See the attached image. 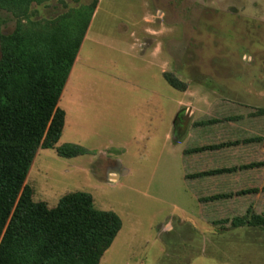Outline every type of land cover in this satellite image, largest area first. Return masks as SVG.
Returning <instances> with one entry per match:
<instances>
[{
  "label": "rangeland",
  "instance_id": "374dc122",
  "mask_svg": "<svg viewBox=\"0 0 264 264\" xmlns=\"http://www.w3.org/2000/svg\"><path fill=\"white\" fill-rule=\"evenodd\" d=\"M93 7L58 105L61 136L37 150L24 182L32 202L53 209L85 193L95 210L114 213L121 229L98 264H264V227L231 225L264 220V172L258 195L203 205L246 186L187 182L199 165L182 166L175 145L185 120L187 146L209 124L264 139V0H45L27 18L0 11V33L36 32L76 13L80 23ZM149 49L151 59L137 56ZM64 146L82 153L59 156Z\"/></svg>",
  "mask_w": 264,
  "mask_h": 264
},
{
  "label": "trees",
  "instance_id": "16d2710c",
  "mask_svg": "<svg viewBox=\"0 0 264 264\" xmlns=\"http://www.w3.org/2000/svg\"><path fill=\"white\" fill-rule=\"evenodd\" d=\"M43 1L0 0V11L27 18L28 7ZM93 11L94 7L80 23L81 13H76L36 27V32L17 26L9 35L0 33V264H98L121 229L120 219L95 210L88 194H67L49 209L43 202H32L24 185L37 150L52 149L61 136L65 114L58 107L59 98ZM238 144L220 143L197 151ZM57 152L62 157L82 153L76 146ZM254 167L258 165L216 169L191 178ZM249 194L251 190L200 201L204 205ZM238 224L264 227V220L252 214L231 222Z\"/></svg>",
  "mask_w": 264,
  "mask_h": 264
},
{
  "label": "crops",
  "instance_id": "0c3cea01",
  "mask_svg": "<svg viewBox=\"0 0 264 264\" xmlns=\"http://www.w3.org/2000/svg\"><path fill=\"white\" fill-rule=\"evenodd\" d=\"M85 40H86V37L79 47L74 63L72 65V68L69 72L65 85L63 87L58 105H60V101L63 100L64 96L67 94L69 84L71 83L72 77L74 75L73 73L77 65L82 61L81 51L83 49ZM131 46L132 47L130 51L132 50V48L137 49L136 47H138L136 44H133ZM150 51L151 50L149 49L148 54H144V55L138 54L137 56L144 57L148 55V57L151 59L152 55ZM187 124H188V120H185V125L183 129L181 130V132H178V135H181V137L184 136L183 138H181V140L185 139V142L183 143L178 142L175 144L176 149L179 150L178 151L180 154L179 160L182 166H184V161H186L187 159V161H189V164H194L196 166L199 165L198 173L208 172V171H213L216 169H223V168L225 169L239 168L240 166H245V165H250V164L258 165V167H254L248 170H237L235 172L228 173V174L214 175V176H209V177L200 178V179L187 177L186 181L187 182L188 181H191V182L199 181L201 183V182L208 181V180H212L214 182L216 180L223 179L221 181H225V184L227 183L226 184L227 186L244 185L248 187L247 185H249V188L245 187V189L239 191L241 192V191L251 190L252 194H249L246 196L258 195L257 187L263 181V172H264V145H263L264 139L257 137V136H252L248 134L247 132L242 131L240 129L238 130L237 128L232 127L231 124L229 125L224 124L223 128H220V130L215 129L216 128L215 124H209V127H205V128H208V131L202 134L203 140L195 139L193 143H190L187 146L186 137L187 135H189L188 137H190V134L188 133ZM251 138L256 141L249 143V144L243 143L245 140H250ZM197 141H198V144H196ZM235 141L239 143L236 146L225 147V148L217 149V150H205V151L195 150V151L189 152L188 155L187 153L184 152L185 150L187 151V150L194 149L197 147L201 149V148H205L208 146L217 145L220 143L235 142ZM257 174L258 176L256 177ZM250 184L255 185L254 190L253 188L250 189V186H251ZM218 186L222 187L223 184L222 183L218 184ZM262 187L264 188L263 185ZM262 189L260 191V194L264 195V192L262 191ZM222 194H228V195L233 194L234 195V194H237V192L229 191L228 193V192H223V191H215L213 193H210L209 197L213 195H222ZM236 198H239V197H236ZM221 202H225V200H222ZM206 204H209V203H206Z\"/></svg>",
  "mask_w": 264,
  "mask_h": 264
},
{
  "label": "water",
  "instance_id": "95a60500",
  "mask_svg": "<svg viewBox=\"0 0 264 264\" xmlns=\"http://www.w3.org/2000/svg\"><path fill=\"white\" fill-rule=\"evenodd\" d=\"M179 118H180V115L178 114V115L176 116L175 121H174V128H175V122H176L177 120H179ZM175 132H176V131H175Z\"/></svg>",
  "mask_w": 264,
  "mask_h": 264
},
{
  "label": "flooded vegetation",
  "instance_id": "af4514ba",
  "mask_svg": "<svg viewBox=\"0 0 264 264\" xmlns=\"http://www.w3.org/2000/svg\"><path fill=\"white\" fill-rule=\"evenodd\" d=\"M180 120V119H179ZM179 120H177V122L179 121ZM181 121V120H180Z\"/></svg>",
  "mask_w": 264,
  "mask_h": 264
}]
</instances>
